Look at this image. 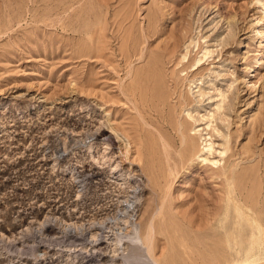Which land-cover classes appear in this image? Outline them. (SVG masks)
Instances as JSON below:
<instances>
[{"label":"rangeland","instance_id":"rangeland-1","mask_svg":"<svg viewBox=\"0 0 264 264\" xmlns=\"http://www.w3.org/2000/svg\"><path fill=\"white\" fill-rule=\"evenodd\" d=\"M134 196L158 264H264V0H0V264H123Z\"/></svg>","mask_w":264,"mask_h":264},{"label":"bare ground","instance_id":"bare-ground-1","mask_svg":"<svg viewBox=\"0 0 264 264\" xmlns=\"http://www.w3.org/2000/svg\"><path fill=\"white\" fill-rule=\"evenodd\" d=\"M183 135V134H182ZM106 140V139H105ZM109 140V139H108ZM184 141V140H183ZM108 144V143H106ZM111 170V169H110ZM83 181V180H82ZM84 183V182H83ZM82 184V183H81ZM130 197V196H129ZM128 200L126 199L125 203L126 206L123 207L122 209L119 210L118 213H122L124 214V217L121 219L123 224L126 225L129 230L128 233H116L114 235V240H113V245L114 247H118L117 249L114 248L113 253H116L118 251H120L121 253V260L123 264H158L157 261H154L151 256V247L152 245H149V241L151 240V236H152V231H153V224L149 223L150 226H148V232H147V236H146V242H147V246L145 248H143V242L140 238V236L137 234L136 231V226L134 223V220H132L133 216H134V210H135V201L137 200L136 196H134V198H129ZM127 198V197H126ZM121 206V205H120ZM119 208V207H118ZM121 208V207H120ZM117 213V212H116ZM159 213V212H158ZM156 214V213H155ZM154 216V215H153ZM152 216V219L154 218ZM118 218V217H117ZM111 219H116V217L111 218ZM109 218V220H111ZM119 219V220H120ZM61 219H59L60 221ZM103 222V221H102ZM50 223V222H49ZM110 223V222H109ZM45 224V223H44ZM92 224V223H91ZM106 224V223H105ZM104 224V225H105ZM70 225V224H69ZM97 225V224H96ZM103 223L100 226H103L102 229L99 227V230H103V229H108L107 226H104ZM113 225V224H112ZM118 225V224H117ZM115 225V226H117ZM65 226V225H64ZM95 226V225H94ZM114 226V225H113ZM40 227V226H39ZM44 227V225H42V228ZM96 227V226H95ZM69 229V228H68ZM122 229V228H121ZM28 230V229H27ZM43 230V229H42ZM109 230V229H108ZM106 230V231H108ZM117 230V229H115ZM76 232H74L75 237L78 238V236L86 238L87 236L90 237L88 239H91V241H89V244L87 243V240L84 239L85 245L90 246L92 249L97 247V245L99 244V242L97 241V239H101V237L97 238L96 235H94L91 231H93V225L88 226V228L84 227L83 225H79V227L76 228L75 230ZM123 231V230H122ZM41 229L37 231V233H40ZM67 233V232H66ZM69 233V232H68ZM79 233V235H78ZM111 233V232H110ZM96 234V233H95ZM98 234V233H97ZM102 234V233H101ZM100 236V235H99ZM97 238V239H96ZM81 239V238H80ZM81 239V240H82ZM76 240V239H74ZM125 241L129 242L131 245L126 246L127 249L126 251L123 250V246L125 244ZM71 242V241H70ZM75 242V241H73ZM152 242V241H151ZM71 244V243H70ZM152 244V243H151ZM116 249V250H115ZM94 250V249H93ZM97 251V250H96ZM14 252V251H13ZM95 252V251H93ZM110 252V251H109ZM153 253V252H152ZM118 254V253H117ZM79 255V254H78ZM93 255V254H92ZM82 256V255H81ZM83 257V256H82ZM79 258V257H77ZM93 262V261H92Z\"/></svg>","mask_w":264,"mask_h":264}]
</instances>
